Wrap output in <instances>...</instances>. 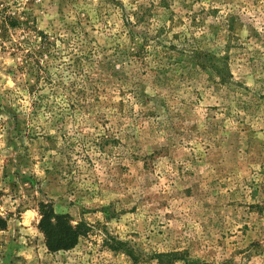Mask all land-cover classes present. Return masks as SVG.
<instances>
[{
    "label": "rangeland",
    "instance_id": "1",
    "mask_svg": "<svg viewBox=\"0 0 264 264\" xmlns=\"http://www.w3.org/2000/svg\"><path fill=\"white\" fill-rule=\"evenodd\" d=\"M0 264H264V0H0Z\"/></svg>",
    "mask_w": 264,
    "mask_h": 264
},
{
    "label": "trees",
    "instance_id": "2",
    "mask_svg": "<svg viewBox=\"0 0 264 264\" xmlns=\"http://www.w3.org/2000/svg\"><path fill=\"white\" fill-rule=\"evenodd\" d=\"M6 21L5 24L9 27H14L16 25L13 18L9 17ZM40 35L44 36L41 33ZM42 207L46 208L47 206ZM64 220L65 217L55 215L51 210H43L41 212L39 229L44 233L47 240V247L51 251L63 247H71L76 241L75 232H80L81 226L73 228L70 225L63 224Z\"/></svg>",
    "mask_w": 264,
    "mask_h": 264
}]
</instances>
